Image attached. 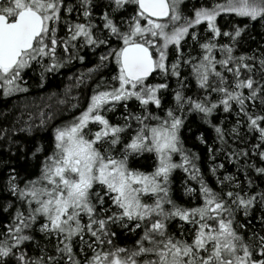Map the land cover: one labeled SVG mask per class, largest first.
<instances>
[{
	"label": "snow or ice",
	"instance_id": "1",
	"mask_svg": "<svg viewBox=\"0 0 264 264\" xmlns=\"http://www.w3.org/2000/svg\"><path fill=\"white\" fill-rule=\"evenodd\" d=\"M253 24L264 26V0H0L4 97L28 93L29 73L43 87L100 50L74 82L99 77L87 104L71 86L57 99L79 114L52 126L47 152H32L35 174L9 166L0 182V264H264V44L240 51ZM219 112L235 123L213 122ZM193 113L215 133L211 145L197 137L210 159L236 166L209 168L217 188L185 147ZM54 117L0 127V140ZM145 155L151 171L132 166ZM177 170L188 178L187 205L173 197ZM121 234L132 244L121 246Z\"/></svg>",
	"mask_w": 264,
	"mask_h": 264
},
{
	"label": "trees",
	"instance_id": "2",
	"mask_svg": "<svg viewBox=\"0 0 264 264\" xmlns=\"http://www.w3.org/2000/svg\"><path fill=\"white\" fill-rule=\"evenodd\" d=\"M230 17L221 18V24H225ZM237 23H240L239 18L236 19ZM252 37H246V43L240 49L241 52H248L251 49H255L258 44H264V26L260 24L250 25ZM100 50H97L96 54L89 53L83 64L73 62L64 69H61L59 73L50 75L48 82L43 87L38 86V78L36 74L29 73L26 76L28 79L30 91L28 93L15 94L10 97H4L2 89H0V127L2 128H15L19 129L22 125L27 126L25 122L38 125L40 123L41 111L46 114L55 113V117L49 122V126L45 129L34 128L31 134L17 131L15 135L11 137V144L5 143L0 140V182L3 181L6 171L9 166L15 167L22 174L34 175L36 172V164L38 161L31 159L32 152L35 151L36 147L40 144L45 146V152L51 147L52 135L51 129L53 125H59L72 118L73 115L79 114V110L76 113H72L66 110V106L58 105L57 99L64 98V92L68 87H72L71 95L80 96L81 108H83L88 101V97L91 95L93 88L95 87V80L99 79L96 77L92 81H88L86 84H81L79 88L74 86L75 78L81 73H87L88 70L94 67L98 58ZM111 69L105 70V75ZM71 78V79H70ZM87 81V77H85ZM172 87H175V81L171 83ZM195 90V84L193 82L191 91ZM55 94V95H54ZM51 97V99H50ZM165 104H171V94L165 95ZM51 105V107H49ZM131 106V105H130ZM117 114H121V110L118 109ZM114 114H111L109 118L113 120ZM221 120L225 122V126H230L235 123V115H228L222 112L217 113L213 117V122L219 123ZM203 133L205 138L208 140L209 145L215 139L214 131L204 123L200 115L193 113L188 116L185 128L182 131V137L184 139L185 147L191 151L199 154V161H197L201 172L204 174L205 180L213 188H217L215 177L212 176L209 168L212 165L224 163L225 168L221 169L218 175H227L229 173H235L236 166L223 158V154H218L215 161L210 159V155L207 151V146L200 143L197 137ZM2 135V134H0ZM7 139V137L5 138ZM43 154L39 158H42ZM134 168L141 169L143 171H151L153 166V159L150 155H145L132 162ZM241 179L243 177L241 176ZM188 178L186 174L177 170L172 177V193L173 197L182 204L187 205L190 198L184 195L185 181ZM256 183L264 187V183L259 178L256 179ZM188 186L197 187L198 185L194 181H188ZM4 193H0V200H4ZM199 203V201H194ZM7 219V214L0 210V221ZM121 246L131 245L133 240L128 238L126 235L121 234L119 236Z\"/></svg>",
	"mask_w": 264,
	"mask_h": 264
},
{
	"label": "rangeland",
	"instance_id": "3",
	"mask_svg": "<svg viewBox=\"0 0 264 264\" xmlns=\"http://www.w3.org/2000/svg\"><path fill=\"white\" fill-rule=\"evenodd\" d=\"M118 111V110H117ZM117 111L115 112V113H109V116L111 115V114H114V117H113V122H117V118L120 116V115H118L117 114Z\"/></svg>",
	"mask_w": 264,
	"mask_h": 264
}]
</instances>
